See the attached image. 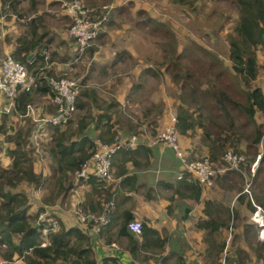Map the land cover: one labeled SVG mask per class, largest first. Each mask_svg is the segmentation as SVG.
<instances>
[{
	"label": "rangeland",
	"instance_id": "1",
	"mask_svg": "<svg viewBox=\"0 0 264 264\" xmlns=\"http://www.w3.org/2000/svg\"><path fill=\"white\" fill-rule=\"evenodd\" d=\"M69 1L71 0H37L34 9L27 10L22 18L12 10L3 16V20L11 18L14 25V28H10L13 36L23 30V24L27 20L32 17L41 19L43 27L39 31H45L48 65L45 64L40 69L39 78L49 73L73 77L80 82L76 109L69 122L59 126L60 130L68 126L71 128L70 132H73L77 120L85 116V121L89 123L86 132L93 135L97 117L106 113L110 116L108 124L112 126L114 134L127 136L135 133L143 142L148 143L160 129L173 121L174 116L177 117L179 106L182 105L194 111L196 118L202 112L206 128L212 137H218L219 131L230 134L229 130L224 129L228 127L227 117L213 99L212 90L222 88L232 98L244 101L245 90L249 87L243 77L235 72L229 58L228 34L240 14L236 2L82 0L91 18H106L102 20L97 36L89 42L86 52L76 57L74 39L68 34L71 18L64 5V2ZM64 33L66 37L63 36ZM258 55H261L260 68L257 77L251 81L252 86L264 84V46L258 47L257 57ZM150 68L154 72L148 70ZM33 96L32 102L40 108V114L54 111L50 95ZM80 102L85 104L84 108L78 107ZM233 114L236 121L234 130L242 139L238 148L229 145L215 163L217 168L223 167L224 155L231 149L246 155L247 169L251 158L258 153V143L250 145L253 126L247 122V117L237 110H233ZM106 119L102 118L101 123L104 124ZM204 130V127L197 125L188 134H183L185 137H182V145L187 149L197 150L200 155L209 154ZM55 133L54 128L48 129V134L41 140L40 152L35 149L32 151L33 144L25 148L31 150L30 158L37 170L42 172L49 169L46 174L50 177L49 184H40L38 188L35 184L21 180L12 189L25 192L28 200L33 202L32 205L36 202L31 207L32 212L42 206L39 205L41 201L44 202L46 197L53 195L51 192L57 173L51 170L52 160L47 148L53 144ZM13 137L14 132L4 138L9 142ZM164 157L166 160L161 155L159 158L153 156L147 174L178 178L182 162L175 157L174 150ZM69 178L73 183L78 182L72 189L79 190L81 182L76 180L74 173H69ZM106 182L116 183L117 179L112 177ZM246 182L247 174L243 172H218L211 191H217L219 199L211 200L227 206L231 215L228 226L221 227L212 237L207 229L198 226V222L205 216L202 211L203 202L189 198H171L175 196L173 190L161 189L160 197L166 199L165 205L171 202L177 204L181 200L186 202V207L190 206V210L193 208L187 220L182 218L186 208L179 211L178 207L175 212L166 216L167 220L163 225L161 222L164 218L160 219L162 234L170 238L167 245L177 243L183 250H189L198 256V264H264V255L259 256L260 245L264 244V240L259 238L258 225L251 220L249 211L243 204L233 203L234 196L244 190ZM252 188L260 195H254L256 201L264 206V174L254 180ZM138 193L140 190L136 192ZM66 196L55 197L48 204H56L58 200L66 202ZM206 196L208 194L204 195L205 201ZM143 218L137 219L143 221ZM250 224L253 227L248 226ZM223 240L225 246L218 253L217 242ZM3 250L0 248V255ZM152 253L147 255L148 258L157 252ZM192 264H196V259Z\"/></svg>",
	"mask_w": 264,
	"mask_h": 264
},
{
	"label": "trees",
	"instance_id": "2",
	"mask_svg": "<svg viewBox=\"0 0 264 264\" xmlns=\"http://www.w3.org/2000/svg\"><path fill=\"white\" fill-rule=\"evenodd\" d=\"M20 1L1 0V3L8 9L17 12L20 15L19 17H24L26 12L18 9ZM28 1L31 7H34L36 0ZM175 1L184 3L185 0ZM233 1L239 7L240 14L235 26L228 34L229 58L233 62L232 66L235 72L243 77L249 87L245 90L244 101L232 98L222 88L212 90L213 99H215L220 111L227 117L228 127L224 129L229 130L230 134L219 131L218 137H212L211 132L206 128L202 112H200L199 118H196L194 111L182 105L179 106L175 122L179 132L184 135L188 134L197 125L204 127V136L208 141L209 154L215 160L229 145L238 148L242 139L241 135H237L234 130V128L236 129V121L233 110L244 114L247 117V122L253 126V140L250 145L258 143V151L264 133L262 122H259L256 118L258 111L264 110V89L261 86L251 85V81L257 77L260 68L257 49L264 46V0ZM40 27H43L41 19L32 17L24 23V30L16 37L14 56L24 62L28 70L37 76L35 87L30 91H20L16 96L15 110L19 113L25 112L26 106L32 101L34 94L52 95L50 86L45 79L38 77V72L45 63L42 51L48 46L47 40L44 39L45 31H39ZM31 53L33 55L28 59ZM148 70L154 72L151 68ZM115 103L113 102V104ZM77 105L79 108L85 106L83 102ZM102 118H107L104 124L101 123ZM109 118L110 116L106 113L97 117L94 128L99 129V132L96 137H92L86 132L89 123L85 121V116L77 120L73 132H70L71 128L68 126L62 130L59 126H50V128H54L56 133L53 136V144L47 150L52 160L51 170L55 171L57 175L51 192L53 195L44 199L45 204L50 203L55 197H65L78 183H73L70 180L69 173L79 170L85 160L90 157L96 138L107 142L113 141L114 131L111 130L112 126L108 124ZM28 122L26 121L15 132V137H13L15 146L9 149L10 167H4L0 163V242H5L7 245L1 252V256L8 261L12 260L14 256L21 257L26 264H121L119 258L114 254L104 255L99 261L91 244V236L78 225L66 226L59 217H57V229L50 231L47 236L48 242L41 245L43 236L40 226L35 225V221L38 212L43 207L38 206L35 212H31V204H29L27 194L20 190H12L21 180L35 185L49 184L50 182L48 175H44L41 171H35L30 158L31 150L25 149L28 145L33 144L30 139L33 124H26ZM0 130H2L1 126ZM72 136L74 137L72 138ZM31 148L33 151L34 147L31 146ZM255 154L251 159L255 157ZM151 155H153V148L147 142L139 141L135 147L117 149L111 156V172L114 178L117 179L116 183L98 180L93 175H90L87 180H78L90 184V188L82 202L83 209L85 211L101 212L104 209V202L112 200L114 204L116 203L115 200H118L119 192L123 190V187H127L128 190L135 189L136 175L128 173L127 162H131L137 167L148 166L150 165L148 160ZM140 160H146L147 162ZM6 186L8 187L6 188ZM171 187L174 188L178 198L191 197L198 201L201 199L202 186L189 174L179 178L176 184H171ZM244 196L245 194L239 195V199L243 200ZM248 204L251 208H254L251 201ZM115 208L110 212V215L116 211ZM189 210L190 206H187L185 215ZM204 211L207 216L201 218L198 226L207 229L210 237L221 227L228 226L231 210L227 206L207 199ZM222 213L224 216H222ZM132 219L134 218L130 214L125 215L117 231L119 235H124L127 238V246L131 252L136 255L137 251H161L166 247L168 236L161 234L147 220L142 221V229L139 234L131 232L127 227V223ZM248 226L253 227L252 224ZM217 244V252L220 253L225 246V241L217 242ZM263 251L264 244H261L259 256L264 255ZM179 260L185 262L182 255L177 263H179Z\"/></svg>",
	"mask_w": 264,
	"mask_h": 264
},
{
	"label": "built area",
	"instance_id": "3",
	"mask_svg": "<svg viewBox=\"0 0 264 264\" xmlns=\"http://www.w3.org/2000/svg\"><path fill=\"white\" fill-rule=\"evenodd\" d=\"M67 15L71 18V23L68 27V34L74 39L76 48V57L86 52L91 39L97 36L99 26L106 16L100 19H93L88 15V10L82 3V0H71L64 2ZM46 50V49H45ZM43 50L46 66V51ZM45 51V52H44ZM43 65V66H44ZM42 66V67H43ZM42 67L40 69H42ZM40 72V70H39ZM45 81L50 86L52 92L51 103L54 105V111L45 112L44 114L37 113L35 104L31 101L27 104L25 112L19 113L15 110L16 96L20 91H30L37 83V76L31 73L27 65L17 59L12 53L7 52L0 61V93L3 96V101L0 104V114H10L17 112L20 116L29 115L34 124L31 129L30 139L34 149L37 152L41 150V140L43 136L48 134L50 126H62L69 122L76 109V96L80 89V82L73 77L54 76L45 74ZM177 117H173V121L160 129L156 136L152 138L148 144L163 143L172 147L175 150L177 157L182 162V169L178 178H183L186 174L196 179L202 188H210L214 185L218 172L237 171L247 174V182L241 194H246L249 200L253 203L254 209L250 213L251 220L259 227V238L264 240V206L258 203L253 194L252 184L258 171L260 160L263 156V150L260 149L254 160L249 162V168L246 169L247 157L244 153L234 150H227L224 155L225 164L221 168H217L215 159L208 153L200 155L193 148L183 147L181 143V133L175 125ZM264 129V110L262 111V120ZM264 131V130H263ZM139 142L138 134L121 136L116 133L113 136V141H102L98 138L94 140L92 154L82 164L79 170L74 172L76 180H87L90 175H93L98 180H110L113 176L111 172V156L121 147H135ZM261 148L264 143H259ZM50 207V209H49ZM55 207L50 204H44L43 209L38 212L35 225H39L43 240L41 245L48 242V233L54 231L58 227V215L51 208ZM115 207L112 200L107 201L104 209L101 212L85 211L82 204L79 202L74 204L73 211L77 218V225L88 233L89 227L95 231H99L103 224L109 220L110 212ZM127 227L135 234H139L142 229V221L134 218L127 223ZM7 245L5 242H0V248L4 249ZM21 258V257H18ZM12 264H16L15 262Z\"/></svg>",
	"mask_w": 264,
	"mask_h": 264
},
{
	"label": "crops",
	"instance_id": "4",
	"mask_svg": "<svg viewBox=\"0 0 264 264\" xmlns=\"http://www.w3.org/2000/svg\"><path fill=\"white\" fill-rule=\"evenodd\" d=\"M18 9L19 11L23 10L22 12H26L27 10H33L34 7H31L28 0H21L20 3L18 4ZM3 10H6V11H3ZM37 10H40V9L38 8ZM7 13H11V10L8 9L6 6H3L0 0V17H1L0 18V59L7 52L13 53L15 49V45H16V42H15L16 37L24 30L23 29L22 31H20L17 36H13L14 35L13 31L12 29H10V28H14V25L11 23L12 22L11 18H9V20L7 19L3 20V16H6ZM15 13L18 16H20L17 12ZM23 28H24V24H23ZM41 28L42 27H40L39 30ZM63 36L66 37V34L64 33ZM260 56L258 55L259 63L261 62L259 58ZM31 57L28 56V59ZM52 61L54 62V60ZM259 86H261L264 89V84H261ZM36 94L42 95V96L46 95V94H40V93H36ZM2 101H3V96L0 93V104L2 103ZM35 109L37 110V113L40 114V108L37 105H35ZM261 117H262V111H258V113L256 114V118L259 122H261ZM26 121H29L31 124H34L33 119L29 115L20 116V114L17 112H12L10 114H5V113L0 114V126L2 127V130H0V163L2 166L10 167L11 156L9 153V149L15 146V142L13 139L9 142H6V139L4 137H6L7 135H12L13 132L15 133L16 130L20 126H23ZM98 132H99V129L94 128L93 135H91L90 133L89 134L92 137H96V134ZM183 136H184L183 134H181L180 136L181 143H182ZM139 141L143 142V140H141L140 138H139ZM261 141L264 143V133H263ZM150 146L153 148V155H151L150 159L148 160L150 164L153 159L152 158L153 156H155L156 158H159V155H161L164 158V160H166L165 159L166 157H164L165 154L166 153L169 154L170 151L174 150L172 147L167 146L161 142L150 145ZM260 149L263 150V156L260 160L258 171L255 176L256 180L259 179L261 175L264 174V147L261 148L260 146ZM175 157L178 160H180L177 157L176 153H175ZM254 158L251 159V161L254 160ZM140 161H146V160H140ZM149 166L150 165L137 167V166H134L131 162H127L128 173L129 174L134 173L136 175V188L128 190L127 187H123V190L119 192L118 200H115L116 203L118 201L117 205L115 203L117 207L116 208L114 207L116 211L110 215V219H109L110 221L108 220L109 222L107 224L102 225L99 231H95L94 229L89 227L88 234L91 236L90 237L91 244L95 252V256L100 261V258H102V256L114 254L119 258V261L121 264H192V261H194L195 259H196V264H198V261H199L198 256L192 254L189 250L188 251L183 250V248L178 246L177 243L175 244L171 243L170 246L166 244V247L160 252H158L159 250L141 251V252L137 251L135 255V253L131 252L128 249L127 238L124 235H119L117 233L120 223L123 222L124 216L127 214H130L131 216H133V218H138V217L143 218L144 216H147V217H144L143 220H147L149 224L156 227L161 232L160 219H162V217L164 218V220L161 222V225H163V222L167 220L166 216H168L169 213L175 212L176 210L175 208L178 207L179 211L186 208L185 206L186 202L179 200V203L176 202L177 204H172L171 202L165 205L164 203L166 199L160 197V193L162 191L161 189L163 190L167 189V190L174 191V188L171 187V184H174V183L176 184L179 178L172 179L169 176L168 177L166 176L158 177L154 174H147V171L149 170L148 169ZM34 169L37 172L40 171L36 169L35 165H34ZM42 173L46 175L47 173H49V169L48 168L44 169ZM80 182L81 184L78 186L79 190L72 189L70 191V194H67L66 196V202H63V200H58L56 204H53L55 206L53 207L54 211L57 213L60 220H62V222H64L66 226L77 225V218L73 211L74 204L79 201L82 204L86 196V193L90 188V184L88 182L86 181H80ZM214 185L210 188H202L201 199L199 201L203 202L204 204L202 211L205 214V216L207 215L204 211V208H205L204 195L208 194V196H206L205 199H214V198H217L216 194H219L217 191H214V190L211 191ZM39 186L40 185H36V187L38 188ZM40 190L41 189H39V193H40ZM138 190H140V193L136 194ZM142 191H144V193H141ZM174 192H173V195L175 196H171V198H174V197L178 198V195L176 193L174 194ZM253 192H254V189H253ZM255 194H256V197L259 195L256 190L254 192V195ZM33 195L36 196L37 194L33 193ZM137 195L138 197H136ZM214 195L216 197H214ZM237 195L238 194L234 196L235 198L233 200V203L236 202L237 204H243L250 214L254 208H251L249 206L248 203L250 202V200L248 196L245 194L244 199H243L244 201H243L242 199H239ZM258 197H260V195ZM187 198L196 200L191 197H187ZM32 203L33 202L29 200V204H31V207L35 206L36 202L34 203V205H32ZM68 203H70V205H68ZM44 204L45 203L41 201V204L39 205L43 206ZM31 207H30V211L32 212ZM192 210L193 208L188 211L187 215H185V212H184L182 214V218L187 220ZM169 239L170 238L168 236V241ZM152 252H157V253H155L153 257L148 258L147 255L153 254ZM181 255L184 257L185 262L183 263L182 260H179V263H177L178 259H181ZM139 256H141V258H138ZM14 262L16 264H26L22 258H18L14 256L12 260L8 261V260L3 259V257L0 255V264H12Z\"/></svg>",
	"mask_w": 264,
	"mask_h": 264
},
{
	"label": "water",
	"instance_id": "5",
	"mask_svg": "<svg viewBox=\"0 0 264 264\" xmlns=\"http://www.w3.org/2000/svg\"><path fill=\"white\" fill-rule=\"evenodd\" d=\"M33 55V53L29 54V57H31Z\"/></svg>",
	"mask_w": 264,
	"mask_h": 264
}]
</instances>
